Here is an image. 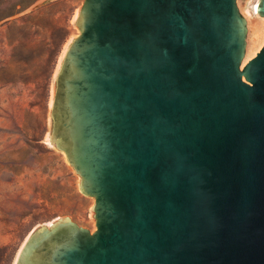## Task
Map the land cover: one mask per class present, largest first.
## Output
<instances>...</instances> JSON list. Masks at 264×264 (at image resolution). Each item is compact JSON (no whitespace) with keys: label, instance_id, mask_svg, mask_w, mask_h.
<instances>
[{"label":"water","instance_id":"1","mask_svg":"<svg viewBox=\"0 0 264 264\" xmlns=\"http://www.w3.org/2000/svg\"><path fill=\"white\" fill-rule=\"evenodd\" d=\"M76 24L50 143L97 229L40 225L17 264H264V45L242 67L237 0H83Z\"/></svg>","mask_w":264,"mask_h":264},{"label":"rangeland","instance_id":"2","mask_svg":"<svg viewBox=\"0 0 264 264\" xmlns=\"http://www.w3.org/2000/svg\"><path fill=\"white\" fill-rule=\"evenodd\" d=\"M29 1L0 0V264H14L38 226L62 217L97 229L95 198L50 143L56 79L83 0ZM257 1L237 0L248 27L242 67L264 45Z\"/></svg>","mask_w":264,"mask_h":264},{"label":"bare ground","instance_id":"3","mask_svg":"<svg viewBox=\"0 0 264 264\" xmlns=\"http://www.w3.org/2000/svg\"><path fill=\"white\" fill-rule=\"evenodd\" d=\"M258 3H259V1H257V4L256 5H254V12H257ZM23 246H24V244H23ZM22 248L19 250V253H18L17 257H16V260H15V263L14 264H17V260H18V257H19V254H20Z\"/></svg>","mask_w":264,"mask_h":264},{"label":"trees","instance_id":"4","mask_svg":"<svg viewBox=\"0 0 264 264\" xmlns=\"http://www.w3.org/2000/svg\"><path fill=\"white\" fill-rule=\"evenodd\" d=\"M36 0H30L27 5H31L32 3H34Z\"/></svg>","mask_w":264,"mask_h":264}]
</instances>
